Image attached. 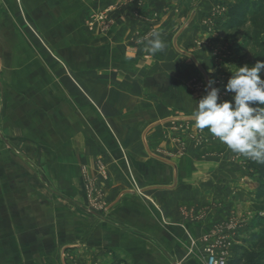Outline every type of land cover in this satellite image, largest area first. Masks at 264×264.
I'll return each mask as SVG.
<instances>
[{
  "label": "crops",
  "instance_id": "crops-1",
  "mask_svg": "<svg viewBox=\"0 0 264 264\" xmlns=\"http://www.w3.org/2000/svg\"><path fill=\"white\" fill-rule=\"evenodd\" d=\"M25 1L34 3L22 16L31 11L66 31L73 47L87 39L91 104L80 120L36 123L35 154L26 137L14 156L1 133L9 150H0V264H204L194 262L204 247L189 239L220 221L250 160L193 119L203 86L219 77L206 72L209 48L227 47L205 22L217 0ZM105 9L110 29L101 35L89 16ZM152 34L162 50L147 46ZM95 160L113 177L105 199L115 204L100 217L86 210L81 175ZM127 169L143 196L124 193Z\"/></svg>",
  "mask_w": 264,
  "mask_h": 264
},
{
  "label": "rangeland",
  "instance_id": "rangeland-1",
  "mask_svg": "<svg viewBox=\"0 0 264 264\" xmlns=\"http://www.w3.org/2000/svg\"><path fill=\"white\" fill-rule=\"evenodd\" d=\"M33 3L34 1L25 0H0V150H9L1 138V133L7 132L6 140L13 143L15 149L11 151L14 156L15 153L23 152L22 143L26 137L29 152L36 151L37 144L33 141L36 123L58 116L61 123L73 118L80 120L87 114L82 106L87 105V102L91 104L87 95V88H91L87 80V70L91 67L87 62V39L77 37L79 42L73 47L66 31L55 30L54 26L44 23L41 17L35 16L31 11L22 16V8L26 6L31 9ZM229 3V0H217L209 20L205 19L206 23L214 22L213 33L219 34L221 40L227 44V47L223 46L219 50L209 48L211 68L206 71L209 75H219L214 87L221 89L220 97L224 100L231 99V94L224 92V86L237 67L245 64L253 66L257 61H264V31L259 35L258 42L261 45L258 46L248 43L250 23L239 30L224 29ZM108 12L109 9H105L89 16L90 25L96 27L101 35L110 29ZM85 27L87 31V17ZM202 43L205 45L204 41H199L196 46L206 47ZM97 55L94 54L95 57ZM95 68L99 71L100 66ZM261 78L264 79V73H261ZM205 87L206 84L203 86L204 90ZM185 119L190 120V116ZM18 161L13 157V169L21 167ZM31 161L34 165L37 164L36 158ZM122 162L124 167L130 169V161ZM256 165L257 162L251 159L248 161L249 170L244 182L239 183L233 193H230L231 203L227 208L221 207L220 221L209 227L202 239H189L190 247L198 243L204 247L201 256H197L194 262L203 260L206 264V250L212 248L223 255L228 263L243 252L242 247H249L254 219L264 217V211L254 208L258 178ZM128 169L124 178L130 189L124 193L143 196L137 177ZM81 175L88 206L86 210L97 217L106 214L115 204V201L110 203L105 199L106 187L113 178L107 173V163L95 160L92 170L86 171L83 168ZM62 252L64 259L66 250L63 248ZM191 252L187 255L188 260L193 256ZM262 256L264 257V250Z\"/></svg>",
  "mask_w": 264,
  "mask_h": 264
},
{
  "label": "clouds",
  "instance_id": "clouds-1",
  "mask_svg": "<svg viewBox=\"0 0 264 264\" xmlns=\"http://www.w3.org/2000/svg\"><path fill=\"white\" fill-rule=\"evenodd\" d=\"M148 40L153 51L162 50L163 42L157 34ZM264 61L253 66L237 67L224 86L231 99L221 100V89L209 80L205 95L197 102L193 113L195 127L205 129L231 151L264 163ZM255 105V106H254Z\"/></svg>",
  "mask_w": 264,
  "mask_h": 264
},
{
  "label": "trees",
  "instance_id": "trees-1",
  "mask_svg": "<svg viewBox=\"0 0 264 264\" xmlns=\"http://www.w3.org/2000/svg\"><path fill=\"white\" fill-rule=\"evenodd\" d=\"M224 29L239 30L250 23L251 33L248 43L260 46L258 38L264 31V0H235L227 5ZM257 187L254 208L264 211V163H257ZM249 247H242L243 252L234 256L227 264H264V217H257L253 222Z\"/></svg>",
  "mask_w": 264,
  "mask_h": 264
},
{
  "label": "built area",
  "instance_id": "built-area-1",
  "mask_svg": "<svg viewBox=\"0 0 264 264\" xmlns=\"http://www.w3.org/2000/svg\"><path fill=\"white\" fill-rule=\"evenodd\" d=\"M206 264H227L226 258L216 253L212 248L206 250Z\"/></svg>",
  "mask_w": 264,
  "mask_h": 264
},
{
  "label": "water",
  "instance_id": "water-1",
  "mask_svg": "<svg viewBox=\"0 0 264 264\" xmlns=\"http://www.w3.org/2000/svg\"><path fill=\"white\" fill-rule=\"evenodd\" d=\"M180 53L183 54V55H185V56L190 57L196 63V61H195V59H194V57L192 55H190L188 53H184V52H180Z\"/></svg>",
  "mask_w": 264,
  "mask_h": 264
}]
</instances>
